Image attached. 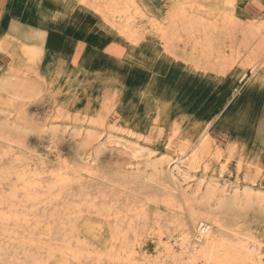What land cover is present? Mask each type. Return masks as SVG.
<instances>
[{
  "label": "rangeland",
  "instance_id": "obj_1",
  "mask_svg": "<svg viewBox=\"0 0 264 264\" xmlns=\"http://www.w3.org/2000/svg\"><path fill=\"white\" fill-rule=\"evenodd\" d=\"M186 1L203 7L206 19L215 10L236 19L216 42L226 62L217 65L212 56L208 65L198 64L192 56L197 42L188 44L186 37L173 53L166 51L156 28L167 27L178 6L172 0H136L145 16L136 22L138 36L131 42L82 0H0V199L19 189L17 212L29 219L0 225V264H78L58 255L68 242L87 252L81 264H118L102 254L114 228L123 224L119 229L130 234L122 240L135 245L137 261L171 264L163 246L179 219L189 221L206 203L215 209L235 191L264 195V51L252 58L260 40L246 42L250 28L261 27L264 36V0L180 3ZM199 143L204 148L193 181L179 185L181 194L174 192L165 161L200 149ZM89 160H95L92 169ZM61 170L73 180L70 186H61L56 174ZM16 173L35 179V186L43 183L32 189L41 200H25ZM220 174L227 192L216 190L205 202L211 176ZM126 176L136 178L126 182ZM8 209L0 206V212ZM260 222L251 225L258 227L256 236L264 227ZM131 228L141 234L135 237Z\"/></svg>",
  "mask_w": 264,
  "mask_h": 264
},
{
  "label": "bare ground",
  "instance_id": "obj_2",
  "mask_svg": "<svg viewBox=\"0 0 264 264\" xmlns=\"http://www.w3.org/2000/svg\"><path fill=\"white\" fill-rule=\"evenodd\" d=\"M82 1L83 2H81V3L90 4L91 7L93 6L96 9V11H98L97 13H99V15L101 14L103 16V17L102 16L101 17L105 19L104 22H108L109 24H111L115 29L118 30L119 34H123V36H127L128 41L136 40V38L138 36V34H137L138 33V27L137 26H139L136 22L139 21V19L141 18L140 16H142V17L145 16L143 13H141L142 12L140 10L141 8L139 9V7L137 6L136 0H82ZM172 1H174L173 3H175V5L178 4V6L175 7L174 11H172L171 14L169 15L167 27L163 28L160 26L159 27L156 26L157 27L156 30L159 33H161L162 40L165 43L166 51L169 53L170 52L173 53L174 50L177 48V46L175 47V44H177L178 41L182 40L181 38L186 37L188 44L191 43V40H196V42H197L192 46V49H193V53H192L193 55L192 56L194 57V60L198 64L208 65L207 63L209 62V59H211L212 56L215 57V61H216L215 63L217 65L220 63L226 62L227 58L225 56L223 47L222 48L219 47L216 44V42H218L217 38L220 39L221 36L224 35V33H225L224 30L229 31L234 26V24L236 23L235 22L236 19L233 16H231L229 13H226L224 11H223V13L216 12L217 10L211 11L210 13H208V15L211 18L206 19V18H204L203 14L201 13V12H203L204 8L201 7L198 3L193 2L190 4V3H187V1L182 2V3H180V0H172ZM227 2H228L227 3L228 5L229 4L234 5L235 0H227ZM147 20H149V19L146 18L145 21H147ZM152 20L153 19H151V21ZM155 21H157V20H155ZM157 22L159 23V21H157ZM251 27H256V25L252 24ZM147 32H148V30H147ZM261 33H262L261 27L250 28L246 32V42L254 41L256 38L260 40V42L257 44L256 50L254 52L255 54L252 58H255L256 55H258L259 53L264 51V36H263V38H260ZM135 43H137V42H135ZM228 48H230V51L232 50L231 44L229 45ZM194 54H195V56H194ZM50 145L52 146L53 144L51 143ZM199 145H201L200 149L199 148H193L191 150V152L188 154H185V155L177 154L174 158L168 159L165 161V165L168 169L169 177H170V179L174 185V188H173L174 192L181 194L182 191L180 189H178V187H181L179 185H183L185 183L188 184V183H191V181H193L192 179L194 178V175H193V178L191 175L195 171H197L198 167L196 168L195 165L198 164V161L200 162V157L203 154V148L204 147H202V146L204 145V143L203 144L199 143ZM133 152H134L133 155L138 153V152L136 153L135 151H133ZM135 156H136L135 158L140 157L139 155L138 156L135 155ZM94 163H95V160H91V161L89 160V164L91 165V169H92V167H93L92 165ZM88 168H89V171L87 170V172H90V167H88ZM150 168L155 170L157 168V165L152 164V165H150ZM61 173L58 172L56 174H58L57 177L59 178L61 186L64 188L65 186L68 185V180L70 181L71 179L67 178L69 175L65 176L63 174L64 172L62 170H61ZM221 173H222V171H221ZM16 174H18V173H16ZM65 174H66V172H65ZM205 175H207V172H205ZM30 176H31V174H30ZM34 176L37 177L36 175H34ZM219 176H220V178H219ZM219 176H215V175L211 176V179H212L211 183L208 185L209 187L206 189V195H205V199H204L205 202H208L215 195L216 190L221 191L223 194H225L227 192L225 189L226 188L225 181H223L221 174ZM125 178L127 180L126 182H128L129 180L131 182V180L133 181L134 178H136V177L126 176ZM214 178L218 179L220 181V183L217 182ZM54 179L56 181V179H57L56 175H55ZM17 180L21 184L22 192L24 191V194L26 196L25 200H27L26 198H28V200H31V201L32 200L35 201L36 199L41 200L40 198L37 197V196H40L37 193H34V194H37V196L33 195L32 189L34 187H36V188L40 187V185H42L43 183L41 184V182H40V184H37V185H39L38 187H37V185L35 186V183H34L35 179L33 180L34 182L27 180L25 173L18 174ZM71 181H73V180H71ZM57 182H58V179H57ZM57 182H55L56 185H57ZM214 182H215V184H214ZM116 184H114V185H116ZM53 185L54 184H52L51 187H53ZM218 185H220V187ZM68 186H70V185H68ZM119 187H120V185H119ZM56 188H57V186H56ZM56 188L54 187L55 191H57V189H58V188L57 189ZM39 189L41 190V188H39ZM59 189H60V184H59ZM65 189H62L61 192H60V190H58V191L60 193H62V195H63V191H65ZM17 190H19V189H17ZM17 190H16V187H14L13 192L11 194H9L8 198H1L0 199V206L6 205L9 208L6 213L0 212V225L3 224L4 226H9L10 222L16 221L15 223H21V222L23 223L25 220V219H23L24 215H22V212L20 215H19L20 212L19 213L17 212L18 211L17 207L19 208V205L16 204V199H17V195H18ZM34 192H36L35 189H34ZM60 193H58V194H60ZM47 194L49 196V194H51V192L47 193ZM233 194L234 195L232 196V198H227V197L223 196L220 199L219 203L216 204L217 208H215V209H211L210 205H208L206 203L203 205L204 210L202 212H191L189 221H185L182 219L178 220V222H177L178 226L175 229L174 234H172L170 237L173 240H171L169 238L170 241H167L166 244L163 246L164 247L163 251L167 252L166 253L167 257H168L167 260L170 259L171 264H264V241H263V229H264V227H263V229L260 228L262 231H260L258 236L255 235V232H257L258 227L255 230L253 228H251L252 223L253 224L256 223L257 225H260V223H261L260 220H262L264 222V211H263L264 210L263 209L264 195H257L254 198L252 196L251 192L247 191L243 194L244 197L242 199L241 196H243V195L241 193H239L238 191H235ZM43 195H45V194H43ZM43 195H42V197H44ZM54 196H55V194H54ZM52 198L53 197H51V199ZM55 200H56V198H55ZM106 200H109V199L106 198ZM115 200L117 201V205L119 206L120 204H118V200L117 199H115ZM46 201H48V200H46ZM115 204H114V206H115ZM170 206H172V205H170ZM170 206H168V207H170ZM173 206L175 208H179L181 206V203L179 201L176 202V200H175V202L173 203ZM205 206H207L208 208L207 207L205 208ZM22 207H23V205H22ZM104 207L108 208L105 205H104ZM94 208H96V210H97V207H94ZM113 208H115V207H113ZM129 208H131V207H129ZM20 209H21V207H20ZM93 209H92V211H94ZM101 209L103 210L102 206H101ZM127 209H128V206H127ZM22 210H24V208H22ZM111 211H113V210H111ZM116 211L118 212L119 209ZM120 212L121 211H119L118 213H120ZM250 212L251 213L254 212V213L258 214V215L256 214L253 217L254 220L248 219ZM118 213H115L116 217H117V215L121 214V213L120 214H118ZM101 215H102V213H101ZM110 215H111V213H110ZM145 215H146V213H145ZM145 215H143V216H145ZM63 216H65V215H63ZM125 216H127V215H125ZM134 216H136V213ZM102 217H105V216H102ZM116 217H114V218L116 221H118L119 220L118 218H120V217H117V218ZM159 217H160V215H159ZM144 218H143V220H145ZM157 218H158V216H157ZM108 219H109V217H108ZM121 219H123V218H121ZM140 219H142V217L139 216L138 220H140ZM160 219H162V218H160ZM28 220L26 218V220H25L26 222H24V224L27 223ZM135 220H136V218H135ZM167 220H168L167 224L173 225L172 220L171 221H170V219H167ZM248 220H250V222H248ZM107 221H110V219ZM119 223H120V221H119ZM133 223H134V221H133ZM133 223L130 224V227H134ZM135 223H137V227H138L139 222H135ZM120 224H123V223L121 222ZM128 224L129 223H127L126 225L129 226ZM132 224H133V226H132ZM114 225H116L115 222H114ZM116 226H118V225H116ZM123 226L125 227V224H123ZM123 226H120L119 228H122ZM159 227L160 226H158V228ZM119 228L118 227L114 228L115 231H113V233H112L111 242L109 243L110 245L108 244L110 247L108 248V250L106 249V253L104 252V254H102L103 259L105 258V260L108 259V261H115V263H118V264H149L148 262H146L144 260L143 261L139 260L140 262L136 260L137 258L135 256H137V252H136V249L133 248L135 245L133 246L132 245L133 243H131L130 244L131 247H129L128 246L129 241L126 240L127 239L126 235L128 236L130 233L126 232L127 234H125L124 233L125 231L120 230ZM128 229H129V227H128ZM131 230H132V228H131ZM30 231H31V229H30ZM139 231H140V229H139ZM160 232H163V231L161 230ZM160 232H159V237H160V235L161 236L163 235V234H160ZM122 233H124V234H122ZM133 234H135L134 235L135 237H138L141 233L136 235L137 234V230H136V233L133 231ZM122 235H123V238H126V239L122 240ZM70 236H72L71 233H70ZM70 236H68V237H70ZM174 236H176V237L174 238ZM23 237L21 240L24 239ZM64 237L66 239L68 238L66 236H64ZM28 238H29V236H28ZM139 238H141V237H139ZM160 239H161V237H160ZM62 240H64V239H62ZM125 240L127 241V243H125ZM161 240H160V242H161ZM33 241H35V240H33ZM21 242H23V241H21ZM25 242L27 244L29 243L28 240ZM25 242H23L21 244L25 245L26 244ZM77 242H78V240H77ZM68 243H70V242H68ZM68 243L65 244L64 248L60 251L61 253L58 255L66 254L67 255L66 258L69 256L70 258H72V260H74L78 264H81L82 259L86 258V257H83V253L85 252V254H86L87 252L82 251L79 247L72 248V247H70V244L68 245ZM136 243H137V241H136ZM30 244H31V242H30ZM38 244H40V243H38ZM43 244H40V246H43ZM49 244H48V247L50 248V245L52 243L50 245ZM74 244L75 243H73V247H74ZM84 244L82 243V245H84ZM31 245H33V244H31ZM35 245H37V244L35 243ZM61 245H63V244H61ZM159 245H161V244H159ZM48 247H46V248H48ZM51 247H53V246H51ZM61 247H60V249H61ZM56 248H58V247L56 246ZM89 249L87 251H90ZM56 250H50L49 252L51 255H54V253L59 251V250H57V251ZM95 250H97V249H95ZM99 250H102V249H99ZM41 251H44V250L42 249ZM54 251H56V252H54ZM102 251H104V250H102ZM44 252H48V250L47 251L45 250ZM90 253H93V251ZM90 253H89V255H86V256H90ZM97 253H99V255H100L99 251H97ZM26 254H28V253H26ZM56 255H57V253H56ZM25 256L27 257V255H25ZM48 256L51 257L49 254H48ZM102 256L100 255L99 259L102 258ZM138 256H139V254H138ZM34 257H35V255H34ZM42 257H43V255H42ZM94 257H96V253H95ZM48 259H50V258H48ZM99 259H97V260H99ZM41 260H43V259H41ZM41 260H39V261H41ZM44 260H47V259H44ZM44 260L41 262H44ZM56 260H57V258H56ZM88 260L91 261V258H89ZM50 261L51 260H49V262ZM65 261H66V259H65ZM96 261H94V262H96ZM157 261L159 262V260H157ZM164 261H165V259H164ZM46 262H44V264ZM49 262H47V264ZM66 262L68 263V261H66ZM103 262H105L104 264H106V261H102L101 263H103ZM153 263L157 264L155 262H153ZM23 264H25L24 261H23ZM37 264H39V262H37ZM63 264H65V263H63Z\"/></svg>",
  "mask_w": 264,
  "mask_h": 264
}]
</instances>
